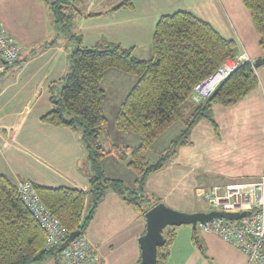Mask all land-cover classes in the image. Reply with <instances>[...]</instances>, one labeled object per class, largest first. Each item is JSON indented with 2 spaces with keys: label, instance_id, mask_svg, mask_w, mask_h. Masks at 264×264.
Here are the masks:
<instances>
[{
  "label": "crops",
  "instance_id": "obj_1",
  "mask_svg": "<svg viewBox=\"0 0 264 264\" xmlns=\"http://www.w3.org/2000/svg\"><path fill=\"white\" fill-rule=\"evenodd\" d=\"M121 1L83 0L84 14L77 20L73 34L81 37L84 46L103 48L115 44L132 49V54L138 59H150L151 38L159 17L185 11L208 22L224 38L235 41L238 55H246L251 61L264 57L249 14L241 13V0H202L205 9L198 7L193 0H132L133 10L111 11ZM207 8L212 10L211 13H208ZM93 13L98 15L88 16ZM212 13L220 17H213ZM0 23L22 47V57L30 52L28 49L34 43L53 42L43 50L39 49L17 68L14 64L9 66L0 79V175L6 176L13 184L28 180L34 185L50 188L86 190L90 165L79 133L40 120L51 110L48 87L66 73L72 43L54 27L45 0H0ZM255 73L258 87L232 107L213 105L217 128L214 129L205 120L198 121L190 131V143L180 147L160 171L147 177L143 188L145 196L173 210L201 212L192 208L191 203L184 202L182 196H176V187L169 184L165 179L167 175H164L172 172L174 180H180L193 172L192 163L183 165L177 156L191 146L194 128L199 124H203L200 141L206 139L204 141L207 144L206 148H202L200 157L197 156L199 159L204 162L211 160L232 170L242 163L240 167L243 171L240 173H216L226 179L217 183L237 178L255 182L264 176L258 173L256 138L251 133L264 122V64L255 67ZM129 75L109 69L104 72L100 83L105 93L103 114L106 117L107 111L113 123L112 138L104 137V133L99 138L105 151L112 145L131 149L140 143L136 134L120 132L114 125L118 108L136 81ZM108 91L109 100L104 104ZM181 129L180 122L170 127L147 150L146 160L154 163ZM239 129L249 131V138L239 135ZM102 168L107 177L135 187L136 176L116 156L104 157ZM222 170L225 171V168ZM174 228L175 238L165 264H247L241 251L228 246L217 236H206L205 242L197 233L202 246L199 249L192 242L191 226ZM145 229L144 216L122 197L108 192L97 206L84 234L97 253V259L89 264H138L141 259L138 240ZM30 264L55 263L49 258L42 263Z\"/></svg>",
  "mask_w": 264,
  "mask_h": 264
},
{
  "label": "trees",
  "instance_id": "obj_2",
  "mask_svg": "<svg viewBox=\"0 0 264 264\" xmlns=\"http://www.w3.org/2000/svg\"><path fill=\"white\" fill-rule=\"evenodd\" d=\"M45 2L54 27L67 36L72 49L67 57L66 73L48 87L51 110L40 120L79 133L90 175L84 191L34 185L36 193L69 233L85 234L97 206L108 192L116 193L144 216L158 203L143 194L147 177L160 171L180 147L190 143V131L198 121L205 120L217 128L213 105L232 107L258 87L255 67L249 62L241 64L219 83L209 98L195 102L194 86L212 75L226 59L238 55L235 41L221 36L208 22L185 11L161 15L151 38L152 58L145 60L136 58L132 49L115 44L103 48L84 46L81 37L73 34L77 20L84 14L83 0ZM241 4L264 52V0H241ZM133 8L132 0H123L111 11ZM51 44L44 43L41 50ZM37 52L30 51L23 57L21 54L14 65H21ZM109 69L136 78L114 120L118 131L134 133L140 138V143L131 149L112 145L105 151L100 145V135L107 126L102 110L105 93L100 83ZM178 122L182 124L180 133L154 163H149L147 150ZM108 155L126 163L136 176L134 188L105 175L102 159ZM162 235L164 244L157 249V264H165L168 259L175 228L166 227ZM45 238L44 230L20 200L15 184L0 175V264L42 263L49 258L59 264L60 248L45 250ZM192 242L202 248L196 229Z\"/></svg>",
  "mask_w": 264,
  "mask_h": 264
},
{
  "label": "built area",
  "instance_id": "obj_3",
  "mask_svg": "<svg viewBox=\"0 0 264 264\" xmlns=\"http://www.w3.org/2000/svg\"><path fill=\"white\" fill-rule=\"evenodd\" d=\"M22 52V47L0 23V79ZM244 62H250L246 55L226 59L212 75L194 86L193 100L201 102L209 98L219 83ZM15 187L20 200L46 234L44 249L50 251L60 248L59 264H89L97 259L95 248L84 234L74 238L61 249L69 232L42 204L34 184L22 180L15 184ZM200 196L211 210L243 215L233 221L211 219L197 223L196 227L219 237L226 244L241 251L246 257L247 264H264V176L255 182H242L223 187L209 186Z\"/></svg>",
  "mask_w": 264,
  "mask_h": 264
},
{
  "label": "rangeland",
  "instance_id": "obj_4",
  "mask_svg": "<svg viewBox=\"0 0 264 264\" xmlns=\"http://www.w3.org/2000/svg\"><path fill=\"white\" fill-rule=\"evenodd\" d=\"M193 1L196 3V5L198 7H202L203 9H205L204 4L202 3L203 2L202 0H193ZM207 11H208V13H211L212 10L207 8ZM219 13H222V12L220 11ZM225 13H227V12H225ZM241 13H248V12L241 6ZM212 16L213 17H215V16L220 17V15L219 14L216 15V13H212ZM40 43L41 42L32 44L31 48H29L28 50L31 52L39 51V49H41L44 45V43H41V44ZM249 60H250L249 63H252L250 58H249ZM17 67L18 66H16L15 68H17ZM129 76H132V75H129ZM132 77H134V76H132ZM106 94H107V99H106L104 104H106L109 100L108 99L109 98V91ZM105 114H106V118L108 120V125L105 128V130L102 131V133H104V137L106 136L108 138H112V127H113L112 119H110V115L108 114L107 111H105ZM201 123H203V122H201ZM201 125H203V124H199V126L196 125L194 128L195 134H194V137H192V139H191V141H192L191 146H188L185 151L182 150V152H179L178 156H177L178 161L179 162L182 161L183 165L189 166L192 163L191 166H193V169H192L193 172H191V174L189 176H187L186 178L184 177L180 180H178V179L174 180L172 172H166L164 175L165 176L167 175V177L165 179L169 182V184L171 183L172 185H174L176 187L175 192H174L176 196H178V197L182 196L184 199V202H186L187 204L191 203L192 208H194L196 210H200L201 212H207V211H211V207L200 196V194L203 193L207 187L215 186V185H219L217 187H220V186H224V185L237 184V183H242V182H246V181L242 178H237V179H232L229 182L224 181L222 183H217V182H220V181H223L226 179H225V177H223V175H217L216 173H219V172L221 174H229L228 172H230V174H234L236 172L240 173L241 171H243V169H241L242 167H240L242 165V163L238 164L237 168H234L232 170L231 168L227 169V167L225 165L218 164L214 161L207 160V162H204L201 160V158L199 159L198 158V157H200L199 155L202 154V148L203 149L206 148V145H207V144H205V141H204L206 139H204L203 141H200L202 139L200 134H201V131L203 129V127H201ZM251 133H252L253 138L254 137L256 138L255 139L256 153H257L256 157H257L258 165L260 168L258 173H261L264 175V122L261 123V125H257V127L251 131ZM238 134L241 136L245 135L247 137V139L249 138V131H247V130L239 129ZM189 140H190V138H189ZM223 140H224V138L222 139V142H223ZM225 145L227 146V143H225ZM230 149H231V147H230ZM241 159H242V157H241ZM223 167L225 168V171L222 170ZM214 175H216V176L214 177ZM170 180H172V181H170ZM182 192H183V194H181ZM196 230H197L198 236L201 239L204 238L205 242H207V239L205 238L206 236L216 237L212 234L203 232L202 230H200L197 227H196ZM206 246H207V250H209L210 246L208 245V243L206 244ZM228 246H230V245H228ZM230 247L234 248L233 246H230ZM234 249H236V248H234Z\"/></svg>",
  "mask_w": 264,
  "mask_h": 264
},
{
  "label": "water",
  "instance_id": "obj_5",
  "mask_svg": "<svg viewBox=\"0 0 264 264\" xmlns=\"http://www.w3.org/2000/svg\"><path fill=\"white\" fill-rule=\"evenodd\" d=\"M254 67L264 64V57L252 61ZM243 214H231L211 210L208 212L185 213L173 210L164 203L159 202L148 209L144 218L146 221L145 233L139 238L141 259L138 264H157V249L164 244L162 231L166 227L191 226L196 229L197 223H204L215 218H222L228 221L238 220ZM80 235L79 231L69 233L66 240L62 243L61 249L70 241Z\"/></svg>",
  "mask_w": 264,
  "mask_h": 264
}]
</instances>
